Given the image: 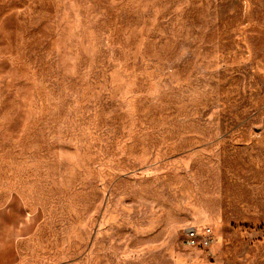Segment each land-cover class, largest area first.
Segmentation results:
<instances>
[{
  "label": "rangeland",
  "instance_id": "1",
  "mask_svg": "<svg viewBox=\"0 0 264 264\" xmlns=\"http://www.w3.org/2000/svg\"><path fill=\"white\" fill-rule=\"evenodd\" d=\"M12 195L21 264H264V0H0Z\"/></svg>",
  "mask_w": 264,
  "mask_h": 264
},
{
  "label": "crops",
  "instance_id": "2",
  "mask_svg": "<svg viewBox=\"0 0 264 264\" xmlns=\"http://www.w3.org/2000/svg\"><path fill=\"white\" fill-rule=\"evenodd\" d=\"M39 223V214L29 210L18 195L0 205V264H21L23 249L31 243Z\"/></svg>",
  "mask_w": 264,
  "mask_h": 264
},
{
  "label": "built area",
  "instance_id": "3",
  "mask_svg": "<svg viewBox=\"0 0 264 264\" xmlns=\"http://www.w3.org/2000/svg\"><path fill=\"white\" fill-rule=\"evenodd\" d=\"M183 244L188 249H199L205 253H211L214 245V237L211 229L199 232L196 228L189 227L184 232Z\"/></svg>",
  "mask_w": 264,
  "mask_h": 264
}]
</instances>
